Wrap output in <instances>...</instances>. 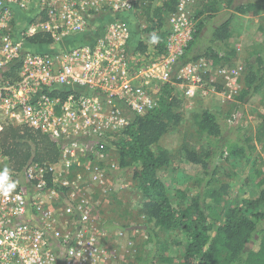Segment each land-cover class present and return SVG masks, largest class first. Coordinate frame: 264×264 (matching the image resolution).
<instances>
[{
    "label": "built area",
    "instance_id": "obj_1",
    "mask_svg": "<svg viewBox=\"0 0 264 264\" xmlns=\"http://www.w3.org/2000/svg\"><path fill=\"white\" fill-rule=\"evenodd\" d=\"M146 4L0 0V76L19 65L15 81L0 78V139L6 128L26 127L61 146L56 162L33 161L20 173L0 141V171L7 167L17 182L0 195V264H120L113 246L123 233L97 223L102 204L126 189L114 184L117 163L105 143L157 108L156 84L176 80L181 89L208 95L220 92L223 78L228 90L221 94L228 100L239 94L235 69L205 59L174 69L195 32L190 0H177L168 19V55L140 58L129 43L137 25L145 26ZM38 37L84 43L61 52L33 46Z\"/></svg>",
    "mask_w": 264,
    "mask_h": 264
},
{
    "label": "trees",
    "instance_id": "obj_2",
    "mask_svg": "<svg viewBox=\"0 0 264 264\" xmlns=\"http://www.w3.org/2000/svg\"><path fill=\"white\" fill-rule=\"evenodd\" d=\"M142 2L147 3L142 17L145 23L143 34L148 35L151 51L146 53L147 44L141 40L138 43L131 41L130 47L135 45V53L146 61L163 59L168 55V19L176 11L177 0ZM263 11L264 0H215L205 4L196 15L203 19L196 25L193 38L174 69L201 59L214 68L232 66L237 51L229 43L231 35L245 33L249 44H258L259 38L264 35V19L255 23L246 18L260 17ZM219 16V22L213 21ZM139 30L140 25H137V32L132 31V36L135 37ZM206 32L210 37L204 40V51L193 55ZM153 34L159 38L156 43H151ZM31 42L37 48L45 46L61 52L84 43L80 39L55 45L51 39L44 37ZM18 72L19 65L16 64L0 78L10 83L18 78ZM242 78V87L233 98L234 102L243 106L255 97L264 101V60L259 53L246 60ZM176 84V80L156 84L154 95L157 108L145 116L132 118L122 135L105 143L104 148V152L117 163L116 181L127 170L133 172L134 186L142 197L138 210L144 219L141 229L148 237L147 243L158 247V254L153 255L150 264H264V169L257 166L260 158L252 160L253 155L240 145L249 142L241 138L240 132L235 143L224 136L228 121L220 112L206 109L194 116L193 135L199 141H205L206 146L190 147L185 141L182 150L186 160L203 177L196 181L194 195L186 207L172 202L174 185L162 175L170 167V155L160 142L170 129L183 122L185 98ZM0 141L9 166L20 173L33 161L56 162L61 149L50 137L26 127L6 128ZM256 141L264 145V120L257 125ZM236 143L238 145L234 148ZM230 157H243L248 163L254 161L251 173L257 190V197L248 195L241 205L234 207L225 202L229 196V185L219 184L216 177L217 162ZM215 183L219 187H215ZM182 197L185 198V195ZM164 231L181 234V238L176 237L172 241L174 246L183 248L181 255L173 251V246L157 241L159 233Z\"/></svg>",
    "mask_w": 264,
    "mask_h": 264
},
{
    "label": "rangeland",
    "instance_id": "obj_3",
    "mask_svg": "<svg viewBox=\"0 0 264 264\" xmlns=\"http://www.w3.org/2000/svg\"><path fill=\"white\" fill-rule=\"evenodd\" d=\"M212 1L215 0H190L194 29L198 22L203 19L202 17H196L197 12L205 4ZM238 1L245 2L246 0ZM220 19L221 16L213 21L219 22ZM246 19L259 23L260 19H264V11L260 17H247ZM262 22L264 23V20ZM144 27L140 28L139 33L135 36L136 38L133 37L132 41L133 43H138L139 40L146 42L148 48L146 53H149L151 48L147 39L148 35L143 34ZM209 37V32L204 33L202 37L204 39L202 42L201 39L199 40L200 44L198 43L199 46L196 47L193 55L204 51L206 47L204 40ZM229 43L237 51V55L231 63L232 66L226 67L239 71V77L242 80L245 62L252 54L259 53L264 60V35L259 38L258 44H249L245 33H233ZM149 57L147 56V58ZM219 87L222 89L219 90ZM216 88L220 91L219 93L203 95L198 89H181L177 85V89L181 91L185 98L183 122L179 126L170 129L160 142V146L167 149L170 155V167L162 175L174 185L175 189L172 191L171 199L176 206H187L190 198L194 195L196 181L203 177L196 172L195 166L186 160L182 150L185 141L190 147L200 148L206 146L205 141H199L193 135L194 127L192 125L194 116L203 110L220 112L224 119L228 121V124H225L227 126L224 129V136L235 143L238 141L240 132L241 138L244 141H249L243 144L240 143V145L245 146L246 150L253 155L252 160L259 157L257 166L264 169V145L256 141L257 125L264 120V101L255 97L248 104L241 106L240 103L234 102V100L226 99L221 94V92L228 90L226 81L223 78L218 80ZM230 115L231 117L228 119ZM237 145L238 143L233 147L236 148ZM253 162L248 163L243 157H230L229 160L223 159L217 162L218 173L216 177L219 184H226L230 187L229 196L225 199L229 207L241 205L248 195L257 197V190L254 188L251 173ZM121 177L114 184H117V186L123 184L126 188L125 191L122 195H112L111 200L102 204L99 213L100 220L97 223L100 228L108 230V232L123 233L124 238L120 239L118 243L116 242L118 245L113 246V249L118 253L120 264H150L153 255L158 254V247L151 242L147 243L148 237L141 229L144 225V219L140 217L138 210L142 203V197L134 186L132 171L127 170L126 174H122ZM215 187H219V185L215 183ZM182 195H185V198ZM176 237L181 238V234L164 231L159 233L157 241L173 246V251L181 255L183 248L172 244L173 239Z\"/></svg>",
    "mask_w": 264,
    "mask_h": 264
},
{
    "label": "clouds",
    "instance_id": "obj_4",
    "mask_svg": "<svg viewBox=\"0 0 264 264\" xmlns=\"http://www.w3.org/2000/svg\"><path fill=\"white\" fill-rule=\"evenodd\" d=\"M158 37L156 35H152L151 43L158 42ZM17 186V182H10L9 169L5 167L2 171H0V195L7 197L10 193L14 191Z\"/></svg>",
    "mask_w": 264,
    "mask_h": 264
}]
</instances>
